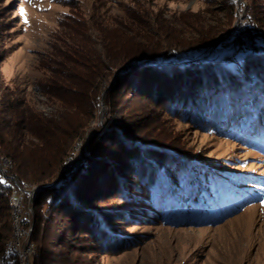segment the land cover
<instances>
[{"label":"rangeland","instance_id":"rangeland-1","mask_svg":"<svg viewBox=\"0 0 264 264\" xmlns=\"http://www.w3.org/2000/svg\"><path fill=\"white\" fill-rule=\"evenodd\" d=\"M231 9L235 10L232 15ZM127 11L138 15L139 21L149 27V34L141 32L136 37L138 41L144 37L167 34L159 28L158 21L174 16L180 19L183 13L191 22L195 21V14L198 13L200 22L193 23L192 29L182 23H176L174 27L193 33L194 29L199 28L203 31L214 28L215 31L232 16L233 21L219 35L216 44L206 51L187 52L181 59L172 60L174 64H162L166 72H161L155 84L153 80L145 87L147 94L142 99L132 97V91L129 94L123 91L117 94V100L111 104L105 99L108 88L103 83L96 117L89 120L85 137L80 136L74 141L73 151L65 160L63 173L78 165V170L64 182L65 204H56L57 200L51 195L54 190L50 189H53L54 183L38 185L17 182L13 178L11 194L12 190H17L21 197V234L18 237L14 234L12 206L9 216L12 234L6 245L7 251L16 252L22 264H32L35 256L37 264H264L263 190L258 194L261 200L213 227L172 228L141 217L120 225V231L125 233L123 237L126 238L123 243L118 242L114 246L109 242L106 244L107 241L92 232L90 227L96 212L106 213L109 205H127L124 203L126 198L121 196L122 188L116 195L112 189L103 190L107 187L106 180L110 179V182L118 184L121 180L125 187L135 188L138 174H131L126 169V174L121 178L118 171L125 161L128 166L143 172L141 169L146 162L139 161L134 165L126 150L127 145L136 148L137 138L145 136L153 142L154 136L159 135V140L174 143L189 152V156L183 158L185 164L199 158L219 164L221 169L229 166L230 169L243 168L264 174L263 160L245 143L227 141L215 132L199 128L190 119H184L180 115L181 110L182 113L186 111L187 115L189 106H183L184 98L171 90V87L177 89L196 81L190 90L198 89L197 93H204L201 91L207 87V79L211 83H219L217 86L222 89L220 81L223 79L233 81L236 74L244 77L238 71L242 67L240 64H247L248 68L258 64L261 70L259 78H262L259 80L264 82V47L255 50L253 57H245L244 51H236L232 47L248 26L257 35L264 36V0H0V102L10 96H17L37 113L46 117L55 116L59 104L44 94L41 84L51 75L50 70L57 68L55 62L59 60L60 54H56L55 50L60 49L69 54L66 50L69 40L63 36L64 27L60 25L62 19L70 15L74 20L80 18L90 22L91 16L98 19L107 15L126 20ZM109 27L114 32L116 25L110 24ZM132 39L130 35L123 41L128 45ZM96 47L102 50L100 43ZM210 58V66L201 64L200 61ZM218 59L225 62V67L215 63ZM180 62L187 63V66L179 67ZM169 65L172 67L169 68ZM258 72L251 70L247 74L249 78H246L251 82L246 83L248 87L243 85L240 88L241 83L236 85L238 92H246L245 89H249L255 81L253 79H256L253 76L260 74ZM149 79L154 78L150 76ZM111 81L108 84H112ZM178 96L181 97L179 103ZM0 109L5 108L0 106ZM1 110L0 120L14 119L12 122L15 123L21 119ZM69 118L74 121L77 115ZM99 135L102 136L93 142L92 136ZM117 139L121 145L112 147ZM121 140L125 141L122 143ZM90 146L98 147L95 149L96 155L91 156L95 151ZM170 158L166 154L163 156V159ZM0 165L5 171L14 170L11 158L0 155ZM40 189L44 191L38 196ZM71 189L76 194L74 197L78 198L76 204L71 203ZM137 195L143 199L141 190H138ZM71 211L78 213L79 217ZM80 214L84 216L81 220ZM42 220H46L48 225L45 226ZM30 247H33L32 251H28ZM0 264H6V261H0Z\"/></svg>","mask_w":264,"mask_h":264},{"label":"trees","instance_id":"trees-1","mask_svg":"<svg viewBox=\"0 0 264 264\" xmlns=\"http://www.w3.org/2000/svg\"><path fill=\"white\" fill-rule=\"evenodd\" d=\"M234 11L231 9L230 14ZM196 14L193 22L185 18L186 13H183L180 19L175 16L163 18L158 21V26L167 34L144 37L139 41L136 37L141 32L149 34L150 30L139 21L138 15L130 11L126 12V20L107 15L98 19L91 16L90 22L80 18L74 20L70 15L62 19L60 25L64 27L63 36L69 40V44H66L69 54L60 49L55 50L56 54H60L59 60L55 62L57 68L51 69V75L41 84L44 94L50 100L58 102V114L46 117L32 110L17 96H10L0 102V106L5 108L0 109L1 112L21 118L15 123L12 122L14 119L0 120V155L11 158L14 164V170L11 172L5 171L0 165V261H6V264H22L16 252H9L6 248L12 234L9 216L12 208L10 194L13 178L17 182L38 185L54 183L53 189L50 190L55 192L52 191L51 195L57 200L56 204L64 205V182L78 170V165H75L69 172L63 173L65 160L73 151L74 141L80 136L85 137L89 120L96 117L99 97L104 89L103 83H106L105 88H108L105 99L111 104L117 100V94L123 91H126V94L132 91V97L142 99L147 94L145 87L153 80L155 84L161 72H166L162 64H174L172 60L181 59L187 52L206 51L216 44L219 35H222V32L232 25L231 20L233 21L232 16L222 24V28L215 31L214 28L206 31L199 28L196 29L198 31L194 29L193 33L191 30L181 31L174 27L176 23H182L192 29L193 23L200 22L197 18L199 14ZM110 24L116 25V32H112ZM255 34L248 26L237 37L233 49L244 51L245 57H253L255 50L264 47V36ZM130 35L133 39L127 45L123 39ZM99 43L102 50L96 47ZM215 61L225 67L224 61ZM200 62L210 66L212 60L203 59ZM257 65L248 68L249 65L240 64L242 67L238 71L242 72L244 77L236 74L233 81L223 79L220 81L222 89L218 88L219 83H211L207 79V87L201 91L204 93H197L198 89L190 90V86L196 81L177 89L171 87V90L184 98L183 106H189V114L185 115L186 111L182 113L181 110L180 115L184 119H190L199 128L215 132L227 141L245 143L248 149L263 160L264 165V82L259 80L262 79L259 78L261 70ZM186 66L185 62L179 63V67ZM170 67L172 65H169ZM251 70L254 73L260 71V74L253 76L256 79L252 80L253 84L249 89H245L246 92H238L236 87L239 83L241 88L251 82L246 79L249 78L247 74ZM143 76L145 79H141ZM150 76L154 79H149ZM109 81L112 84H108ZM231 85L234 87L230 88ZM71 115H77V119L72 121L69 118ZM101 136H92V141ZM137 139L136 148L127 145L126 150L134 165L139 161L146 162L141 169L143 172L139 168L135 170L128 166L125 161L121 163L118 171L119 177L126 174V169L130 170L128 172L131 174L136 172L138 175L136 184L134 183L135 188L125 187L121 180L118 184L110 182V179L106 180L107 187L103 190L105 192L112 189L116 195L122 188L121 196L126 198L124 203L127 205H109L106 207V213L93 214L94 221L90 225L92 232L99 234L103 241H107L106 244L109 242L114 246L118 242L123 243L126 237H123L124 232L120 231V225L141 217L159 221L172 228L213 227L262 199L258 194L260 190L264 191V174L243 168L230 169L229 166L227 169H221V165L199 158L185 164L183 158H187L189 152L174 143L159 140V135L154 136L153 142L145 136ZM112 144V147L121 145L119 140ZM90 148L95 151L91 156L96 155L95 149L98 147ZM164 154L171 158L163 159ZM173 166L175 167L172 168ZM138 190L142 191L145 201L138 198ZM42 191L44 189L38 190L37 195ZM70 196H73L71 203L76 204L78 198L74 197L76 194L73 190ZM146 208L148 212H145ZM83 217L80 214V220ZM44 225H48L46 220ZM32 264H37L36 256Z\"/></svg>","mask_w":264,"mask_h":264},{"label":"bare ground","instance_id":"bare-ground-1","mask_svg":"<svg viewBox=\"0 0 264 264\" xmlns=\"http://www.w3.org/2000/svg\"><path fill=\"white\" fill-rule=\"evenodd\" d=\"M17 189V188H16ZM23 191V190H22ZM11 203H12V206H13V208H14V212H13V218H14V234H15V236H16V232H17V210H18V199H17V190H12V194H11ZM31 232V231H30ZM14 238V237H13ZM12 238V239H13ZM15 240V239H14ZM12 242V241H11ZM13 244V243H12ZM14 244H16V243H14ZM33 245V244H32ZM16 246V245H15ZM10 247V246H9ZM12 247H13V245H12ZM33 248V247H32ZM31 247H30V250L29 251H32L33 249H32ZM13 250H14V248H13ZM22 254V253H21ZM31 255V254H30ZM21 256H23V255H21ZM25 263V262H24ZM29 263H30V261H29Z\"/></svg>","mask_w":264,"mask_h":264},{"label":"built area","instance_id":"built-area-1","mask_svg":"<svg viewBox=\"0 0 264 264\" xmlns=\"http://www.w3.org/2000/svg\"><path fill=\"white\" fill-rule=\"evenodd\" d=\"M17 199H18V210H17V232H16V237H18V235L21 234V229H20V224H21V221H20V202H21V197L19 196L18 192H17ZM17 244V242H14ZM17 246V245H16ZM30 250V248H29ZM28 250V251H29Z\"/></svg>","mask_w":264,"mask_h":264},{"label":"snow or ice","instance_id":"snow-or-ice-1","mask_svg":"<svg viewBox=\"0 0 264 264\" xmlns=\"http://www.w3.org/2000/svg\"><path fill=\"white\" fill-rule=\"evenodd\" d=\"M21 11H23V10H21ZM262 204H264V201H262Z\"/></svg>","mask_w":264,"mask_h":264}]
</instances>
